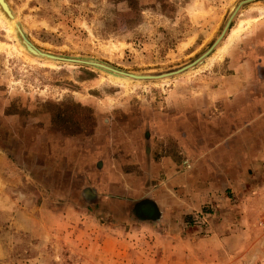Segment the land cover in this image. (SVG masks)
I'll use <instances>...</instances> for the list:
<instances>
[{
	"label": "rangeland",
	"instance_id": "obj_1",
	"mask_svg": "<svg viewBox=\"0 0 264 264\" xmlns=\"http://www.w3.org/2000/svg\"><path fill=\"white\" fill-rule=\"evenodd\" d=\"M5 1L15 20L0 10L13 26L10 38L0 23V264H185L177 228L207 235L210 210L172 229L131 187L150 162L197 152L196 137L253 156L229 225L244 208L260 238L250 250L264 246V0ZM231 17L200 64L156 80L37 58L14 26L42 53L160 76L206 54Z\"/></svg>",
	"mask_w": 264,
	"mask_h": 264
},
{
	"label": "crops",
	"instance_id": "obj_2",
	"mask_svg": "<svg viewBox=\"0 0 264 264\" xmlns=\"http://www.w3.org/2000/svg\"><path fill=\"white\" fill-rule=\"evenodd\" d=\"M196 138L195 143L198 140L197 145L200 146L197 152L193 148L191 152L188 144L185 146L186 151H183V146L180 163L171 158L159 163L150 162L149 173L140 177L139 185L131 187V197L139 209L149 207L156 211V223L168 224L172 229L185 225L186 220L196 214L210 210L203 218L210 226L207 235L177 228L174 239L183 252L185 264H258L264 258V246L261 240L250 250V242L260 238L254 232V222H250L249 213L241 208L238 224L229 225L230 211L236 207L230 193L236 198L243 192L238 183L246 182L245 170L253 156L244 154L239 160L231 147H222L225 151H220L222 149H213L211 146L234 144L230 142L231 138L221 143L218 140L209 142L204 138ZM239 161L242 162L238 170ZM154 175L158 177V183L154 182ZM148 220L140 224H146Z\"/></svg>",
	"mask_w": 264,
	"mask_h": 264
},
{
	"label": "water",
	"instance_id": "obj_3",
	"mask_svg": "<svg viewBox=\"0 0 264 264\" xmlns=\"http://www.w3.org/2000/svg\"><path fill=\"white\" fill-rule=\"evenodd\" d=\"M0 10L3 12V14L6 16V18L8 20H10L11 22H14L15 18L14 15L12 14L8 4L6 3L5 0H0ZM235 15V14H234ZM233 15V16H234ZM232 16V17H233ZM232 17L230 18L228 24L226 25L222 35L220 36V38L216 41V43H214V45L210 48V50L204 54L202 57H200L198 60H196L195 62H193L192 64L176 71V72H171V73H167V74H163L160 76H136V75H132V74H127L118 70H115L111 67H108L104 64L101 63H97V62H86V61H80V60H73V59H66V58H60V57H56V56H52V55H48L45 53L40 52L38 49H36L27 39V37L25 36L24 32L22 31V29L20 28V26L18 24L14 23L15 29L18 32L26 50L32 54L33 56L46 60V61H50V62H59V63H71V64H83V65H89V66H93L95 68H100L103 70H106L108 72L114 73L118 76H123V77H127L129 79L132 80H156V79H164V78H169L178 74H182L186 71H188L189 69L195 67L196 65L200 64L202 62V60H204L211 52L212 50L217 46V44L221 41V39L224 37V35L226 34V31L228 30V27L231 23Z\"/></svg>",
	"mask_w": 264,
	"mask_h": 264
},
{
	"label": "bare ground",
	"instance_id": "obj_4",
	"mask_svg": "<svg viewBox=\"0 0 264 264\" xmlns=\"http://www.w3.org/2000/svg\"><path fill=\"white\" fill-rule=\"evenodd\" d=\"M0 23L3 25L4 29H5L6 32L8 33L9 37L12 38L10 35H11L12 32H13V26H12V24H10V22L4 17V15H3L1 12H0ZM241 27H242V24L240 25L239 29H240ZM229 35H231V34H229ZM229 37H230V36H229ZM223 47H224V45H223ZM14 50H15V52H18V53H19V51H18V49H17V47H16L15 45H14ZM221 50H222V49H221ZM220 52H221V51H220ZM23 53H24V52H23ZM23 53H20V54H23ZM26 58L35 61L34 58H33V59L30 58V56H29V57H26ZM46 64H47V63H46ZM48 65L54 66L52 63H48Z\"/></svg>",
	"mask_w": 264,
	"mask_h": 264
},
{
	"label": "flooded vegetation",
	"instance_id": "obj_5",
	"mask_svg": "<svg viewBox=\"0 0 264 264\" xmlns=\"http://www.w3.org/2000/svg\"><path fill=\"white\" fill-rule=\"evenodd\" d=\"M144 211H145V212H153V210L150 209L149 207L146 208ZM204 215H205V212H200L199 214H196L195 216L192 217V223L195 224L196 222H198V220H201V218H202Z\"/></svg>",
	"mask_w": 264,
	"mask_h": 264
}]
</instances>
